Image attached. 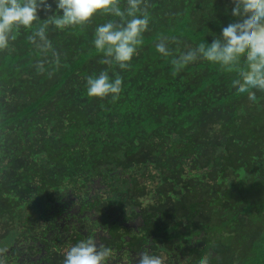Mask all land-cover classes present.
<instances>
[{"label":"trees","instance_id":"16d2710c","mask_svg":"<svg viewBox=\"0 0 264 264\" xmlns=\"http://www.w3.org/2000/svg\"><path fill=\"white\" fill-rule=\"evenodd\" d=\"M47 3L0 49V264H63L87 238L105 264H264V90L233 88L243 59L177 63L233 21L232 0H141L148 29L123 70L93 43L122 18L58 27ZM104 70L116 99L87 95Z\"/></svg>","mask_w":264,"mask_h":264},{"label":"clouds","instance_id":"9594fccd","mask_svg":"<svg viewBox=\"0 0 264 264\" xmlns=\"http://www.w3.org/2000/svg\"><path fill=\"white\" fill-rule=\"evenodd\" d=\"M54 3L61 13L55 18L58 27L86 24L98 13L122 18V22L108 21L98 26L93 43L96 50L106 53L102 63H115L121 70L129 67L149 25L146 13L137 15L141 0H127L125 10H121L117 0H54ZM232 4L233 21L222 27L210 44L188 51L177 63L187 64L203 58L227 68L243 59L245 67L232 81L233 88L239 93L264 90V0H232ZM42 6L44 10L51 8L47 0H0V49L8 48L14 28L30 27L39 19L38 11ZM38 35L44 37L43 29ZM156 50L168 55L163 41L157 44ZM121 90L122 79L113 78L107 70L87 78L90 98L116 99ZM110 255L111 249L87 238L68 249L63 264H105ZM137 264H163V261L160 255L144 251L139 254ZM196 264H210V261L205 255L199 257Z\"/></svg>","mask_w":264,"mask_h":264}]
</instances>
